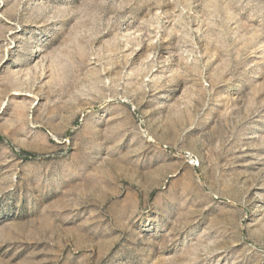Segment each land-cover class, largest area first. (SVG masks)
Listing matches in <instances>:
<instances>
[{
	"label": "rangeland",
	"instance_id": "obj_1",
	"mask_svg": "<svg viewBox=\"0 0 264 264\" xmlns=\"http://www.w3.org/2000/svg\"><path fill=\"white\" fill-rule=\"evenodd\" d=\"M0 264H264V0H0Z\"/></svg>",
	"mask_w": 264,
	"mask_h": 264
},
{
	"label": "built area",
	"instance_id": "obj_2",
	"mask_svg": "<svg viewBox=\"0 0 264 264\" xmlns=\"http://www.w3.org/2000/svg\"><path fill=\"white\" fill-rule=\"evenodd\" d=\"M190 165H193V166H198V163L196 160H194L193 158H190Z\"/></svg>",
	"mask_w": 264,
	"mask_h": 264
}]
</instances>
